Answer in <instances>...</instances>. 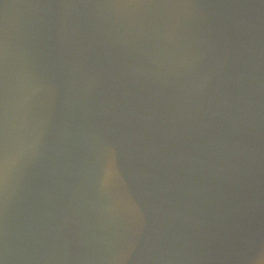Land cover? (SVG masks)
<instances>
[{
  "label": "water",
  "instance_id": "95a60500",
  "mask_svg": "<svg viewBox=\"0 0 264 264\" xmlns=\"http://www.w3.org/2000/svg\"><path fill=\"white\" fill-rule=\"evenodd\" d=\"M0 264H264V0H0Z\"/></svg>",
  "mask_w": 264,
  "mask_h": 264
}]
</instances>
